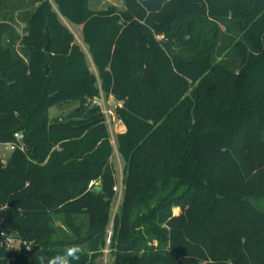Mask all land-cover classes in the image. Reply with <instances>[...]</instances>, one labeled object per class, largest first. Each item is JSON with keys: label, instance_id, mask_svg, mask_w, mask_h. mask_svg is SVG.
Returning a JSON list of instances; mask_svg holds the SVG:
<instances>
[{"label": "trees", "instance_id": "1", "mask_svg": "<svg viewBox=\"0 0 264 264\" xmlns=\"http://www.w3.org/2000/svg\"><path fill=\"white\" fill-rule=\"evenodd\" d=\"M91 1L53 0L122 105L120 210L112 221L113 146L85 52L48 0H0V143L17 145L0 212L33 243L0 264L70 245L73 264L106 248L114 264H264V0Z\"/></svg>", "mask_w": 264, "mask_h": 264}, {"label": "rangeland", "instance_id": "2", "mask_svg": "<svg viewBox=\"0 0 264 264\" xmlns=\"http://www.w3.org/2000/svg\"><path fill=\"white\" fill-rule=\"evenodd\" d=\"M52 6L53 9L59 14L60 19L62 23L72 32L75 38V43L80 46V48L85 52L87 56L88 65L90 68V71H92L96 76L98 77V71L92 61V57L89 51V46L84 41L83 33H82V26H77L67 19L63 18L58 9L57 6L54 4L53 0H48ZM115 7L118 10H124V0H92L90 2V8L92 10H99V11H105L107 8ZM47 45V44H46ZM45 45V47H46ZM50 50H51V44H50ZM47 71V70H46ZM97 86L100 91V97L96 101L97 105L101 108L102 112L104 113L106 117V125L108 127V132L110 134V141L113 146V154L111 157V166L115 173V178L117 181L116 188H115V199L112 205L111 209V220L113 221L115 215L119 212L120 206L122 204L123 199V171L125 167V161L123 160L121 154L118 151V143H117V136L119 134H122L125 132L126 128L123 125V123L118 119L115 110L118 106H122L121 103L115 100L113 96H107L101 88V80L98 77ZM60 113V110L57 108H53L50 111L51 118L56 117ZM258 207L261 210H264V198L257 202ZM174 214H180L181 209L180 208H174L173 209ZM56 226L59 228H62L69 236H71V233L68 229H66L59 219L56 220ZM112 226L113 223L111 222L109 226L108 233L111 236L112 234ZM109 244V241L107 242ZM96 264H114V258L111 254V251L109 248H106L104 251L102 257H100L96 262Z\"/></svg>", "mask_w": 264, "mask_h": 264}, {"label": "built area", "instance_id": "3", "mask_svg": "<svg viewBox=\"0 0 264 264\" xmlns=\"http://www.w3.org/2000/svg\"><path fill=\"white\" fill-rule=\"evenodd\" d=\"M14 139L17 142L23 143L24 136L21 133H16ZM17 145L14 143H0V169L6 167L10 155L15 151ZM23 151V146L19 147ZM4 218L0 212V249H4L8 253H17L26 250L27 247L33 246V243L23 240L18 234L4 229ZM13 260V259H11Z\"/></svg>", "mask_w": 264, "mask_h": 264}, {"label": "clouds", "instance_id": "4", "mask_svg": "<svg viewBox=\"0 0 264 264\" xmlns=\"http://www.w3.org/2000/svg\"><path fill=\"white\" fill-rule=\"evenodd\" d=\"M27 251H31V247L26 248ZM43 249L40 252L43 253ZM82 249L79 245H70L63 252L56 254L55 256L39 255L37 257V264H73L75 261H79Z\"/></svg>", "mask_w": 264, "mask_h": 264}, {"label": "water", "instance_id": "5", "mask_svg": "<svg viewBox=\"0 0 264 264\" xmlns=\"http://www.w3.org/2000/svg\"><path fill=\"white\" fill-rule=\"evenodd\" d=\"M46 38H47V45L45 47L46 52H50V44H51V39L50 36L48 34H46ZM2 80L5 81L6 83H8L9 81L7 79H5L4 77H2Z\"/></svg>", "mask_w": 264, "mask_h": 264}, {"label": "crops", "instance_id": "6", "mask_svg": "<svg viewBox=\"0 0 264 264\" xmlns=\"http://www.w3.org/2000/svg\"><path fill=\"white\" fill-rule=\"evenodd\" d=\"M93 61V60H92Z\"/></svg>", "mask_w": 264, "mask_h": 264}]
</instances>
